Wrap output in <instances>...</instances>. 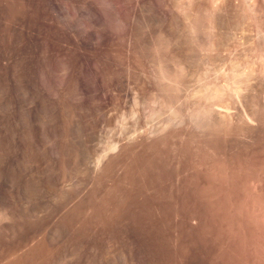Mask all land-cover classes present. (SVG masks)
<instances>
[{
	"label": "rangeland",
	"instance_id": "374dc122",
	"mask_svg": "<svg viewBox=\"0 0 264 264\" xmlns=\"http://www.w3.org/2000/svg\"><path fill=\"white\" fill-rule=\"evenodd\" d=\"M263 177L264 0H0V264H264Z\"/></svg>",
	"mask_w": 264,
	"mask_h": 264
},
{
	"label": "bare ground",
	"instance_id": "6f19581e",
	"mask_svg": "<svg viewBox=\"0 0 264 264\" xmlns=\"http://www.w3.org/2000/svg\"><path fill=\"white\" fill-rule=\"evenodd\" d=\"M260 111V110H259ZM232 120V119H231ZM256 156V155H255ZM250 161V160H249ZM253 161V160H252ZM231 162V161H230ZM247 163V162H246ZM254 163V162H253ZM259 163H260V160H259ZM237 164V163H236ZM225 165V164H224ZM238 165V164H237ZM244 165V164H243ZM254 165H256V163L254 164ZM233 166H234V164H233ZM236 166V165H235ZM235 166L233 167V168H235ZM245 166V165H244ZM250 166V165H249ZM219 167V166H218ZM226 167V166H225ZM229 167V166H228ZM232 167V166H231ZM238 167H239V165H238ZM246 167V166H245ZM244 167V168H245ZM230 168V167H229ZM228 168V169H229ZM233 168H230V171L229 172H231V169L233 170L232 171V173H230V174H232V175H230V174H227L228 173V171H227V183H228V179H230L229 180V182H230V184H229V186H231V192L233 193V191H232V189L235 191V193H236V195H234V193L233 194H231V195H234L233 197H235L236 196V200L235 201H237L238 202V199H239V201L241 202V205H245V207H248V201L247 200H253L252 198H253V195H255V194H253V192L251 193L250 192V190H249V185H247L249 182H248V180L250 179V177H248V176H252V174L250 175V173H248V172H244V170H234ZM237 168V167H236ZM244 168H242L241 167V169H244ZM247 169H246V171L247 170H249V172H251V170H250V168L248 169V167H246ZM239 169V168H238ZM219 170H221V169H219ZM254 170V169H253ZM256 170V169H255ZM213 171H215V170H213ZM259 171V170H258ZM261 171V170H260ZM220 172V171H219ZM256 172V171H255ZM262 172H263V170H262ZM260 173V174H262V176H263V173ZM249 174V175H248ZM258 174H259V172H258ZM217 176V175H216ZM229 176V177H228ZM259 176V175H258ZM249 178V179H248ZM254 178V177H253ZM258 178V177H257ZM264 178V177H263ZM251 179H252V177H251ZM251 179L249 180V181H251ZM254 180V179H253ZM251 183V182H250ZM257 184V183H256ZM228 186V187H229ZM254 186V185H253ZM227 187V188H228ZM261 187H263V186H261ZM254 188H256V187H254ZM253 188V189H254ZM228 190V189H227ZM226 191V190H225ZM228 192H230V191H228ZM227 192V193H228ZM253 194V195H252ZM227 195V194H226ZM257 195V194H256ZM256 195H255V197H256ZM263 195V194H262ZM228 196V195H227ZM259 195H257V197H258ZM254 197V199H256V200H253L252 202H254L255 201V203L254 204H256V206L259 204H257L256 202H257V200L259 201L260 200V196L258 197V198H255ZM263 197V196H262ZM233 199V198H232ZM226 202V201H225ZM234 203H236V202H234ZM261 203V202H260ZM264 203V202H263ZM238 204H240V203H238ZM237 205V204H236ZM251 205V204H250ZM260 205V204H259ZM258 205V206H259ZM239 206V205H238ZM243 206H241V207H243ZM252 206V205H251ZM261 206V205H260ZM232 207H233V205H232ZM237 207V206H236ZM240 208V207H239ZM250 208V207H249ZM252 208V207H251ZM261 208V207H260ZM237 209V208H236ZM242 209V208H241ZM243 209L245 210V212L247 213V220L248 219H254V217L252 218L251 217V215L249 214V210H247L246 211V209H248V208H244L243 207ZM230 210V209H229ZM231 210H232V208H231ZM243 210V211H244ZM233 211V210H232ZM242 211V210H241ZM250 211H251V209H250ZM255 211V210H254ZM261 211V210H260ZM239 212H240V210H239ZM245 212H244V214H245ZM252 212V211H251ZM238 213V212H237ZM243 213V212H242ZM226 214V213H225ZM231 214V213H230ZM246 215V214H245ZM258 216V215H257ZM229 218V217H228ZM255 219H257V218H255ZM249 221V220H248ZM237 223V222H236ZM251 223V222H250ZM253 223V222H252ZM248 224V223H247ZM259 224V223H258ZM262 225V224H261ZM242 228V227H241ZM259 228V227H258ZM244 230V229H243ZM254 231V230H253ZM247 232V231H246ZM263 232V231H262ZM244 233V232H243ZM261 233V232H260ZM244 235V234H243ZM238 258V257H237ZM238 261V260H237Z\"/></svg>",
	"mask_w": 264,
	"mask_h": 264
}]
</instances>
